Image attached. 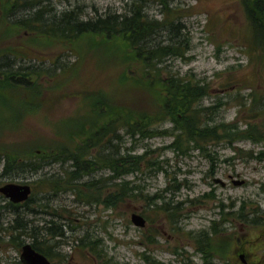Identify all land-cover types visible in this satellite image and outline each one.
<instances>
[{"label":"rangeland","instance_id":"rangeland-1","mask_svg":"<svg viewBox=\"0 0 264 264\" xmlns=\"http://www.w3.org/2000/svg\"><path fill=\"white\" fill-rule=\"evenodd\" d=\"M131 2L41 0L36 6H21L10 19L0 7V48L24 46L26 53L37 60L52 61L65 54L61 63L67 65L64 76L56 72L52 78L55 82L52 80L40 89L1 91L0 187L9 183L29 185L32 193L27 201H32L28 208H19L17 216L0 194V264L20 262L21 248L16 244H32L34 232L42 248L50 249L51 264H145L144 254L160 264H204L190 236L210 231L211 222L219 220L220 204L225 205L226 211L233 202L236 212L244 202L243 212L250 213L253 208L264 212V50L250 47L249 24L240 0H164L172 15L158 1L146 8L150 19H173L174 27L166 23L155 35L153 45L180 41L184 46L187 41L182 58L165 59L159 67L169 75L206 84L208 94L198 106L215 109L206 112L209 126L235 124L238 132L249 133L251 138L209 142L208 152L185 151L192 145L184 139L181 150L170 149L173 136L133 142L124 137L120 141L124 154L142 155L150 151L149 160L156 165L143 166L141 171L114 182L127 181L130 187L139 186L144 196L158 197V206H177L176 227L166 215L153 207L149 209L138 192H133L137 196L133 200H126L115 209H105L103 201L108 187L112 190V183L104 182L109 176L105 169L80 181L98 180V185L104 186L99 192L79 186L76 181L69 183V162L47 164L36 173L24 170L3 175L7 157L41 161L61 153L74 154L73 150L81 144L78 131L83 124L90 129L91 120L98 114L97 106L93 109L92 104L101 99L134 112L159 113L152 96L140 88L120 84L121 76H134L135 71H129L127 62L117 58L113 49L106 51L103 46L96 51L94 44L99 42L81 37L67 52L60 45H38L30 35L15 29L6 32L10 27L7 23L28 18L40 7L57 14L76 10L81 19H88L108 13L123 14ZM115 46L118 48L119 44ZM24 58L16 60L15 66H29V57ZM31 63L39 66L36 61ZM157 128L170 130L171 125L165 122ZM46 179L56 183L55 195L41 184ZM240 181L244 183H233ZM73 187L77 193L71 192ZM91 195L101 201L95 203L89 198ZM132 214L144 218L143 228L133 225ZM150 214L151 222L147 219ZM45 228H61L63 237L52 239ZM224 228L231 242L212 264H264V228H251L238 221ZM22 231L26 234L19 235ZM11 235L19 237L13 242ZM149 235L154 238L150 246L146 240ZM83 238L100 243V258L78 247Z\"/></svg>","mask_w":264,"mask_h":264},{"label":"trees","instance_id":"trees-1","mask_svg":"<svg viewBox=\"0 0 264 264\" xmlns=\"http://www.w3.org/2000/svg\"><path fill=\"white\" fill-rule=\"evenodd\" d=\"M157 1L164 7V10L172 15V10L167 7L164 0H132L128 10L123 14L108 13L95 18L81 19V14L76 10L57 14L51 13L52 10L50 11L47 7H40L28 18L21 17L12 22L8 21L7 25L10 27L6 28L7 33L13 29L24 32L28 36L30 35L32 41L38 45L43 44L47 47L60 45L67 52H71L69 49L74 42H77L81 37H89L99 42L94 44L97 48L96 51L103 46L106 51L113 49L117 58L119 57L124 63L127 62L128 70L133 69L135 71L134 76L129 74L121 76L120 84L124 85L125 88H140L141 91L152 96L159 113L152 115L134 112L125 109V107L113 106L110 104V100L105 103L101 99L98 104H92L93 109L97 106L98 114H95L91 120L90 129H87L86 125L83 124L78 131L81 144L73 150L74 154L61 153L45 160L41 159V161L33 158L10 159L7 157L5 158L3 175L24 170L36 173L47 164L61 162L65 165L69 162L70 169H66L68 182L76 181L79 186L99 192L104 186H99L98 180H89L85 183H80V181L98 169H105L109 171V176L104 182L112 183L110 185L112 190L108 187V195L103 201L105 209H115L118 204L126 200H133L137 197L133 192H138L137 195L145 200L149 209L153 207L160 214L166 215L174 227L178 225L177 206L165 203L158 206L156 204L158 197L144 196L139 186L130 187V183L127 181L114 182L141 171L143 166L156 165L149 160L150 151L142 155L124 154L120 148V141L124 137H128L131 141H142L156 136H173V144L168 147L170 149L179 148L181 150L180 144L184 139L188 145H192L185 151L196 149L201 152H208L206 145L209 142H218L223 139L233 142L235 139L251 138L249 133L238 132L235 124L222 123L209 126L208 121L210 120L207 119L206 112L215 109L198 106L208 94L209 90H207L206 84L169 75L159 67L165 59L182 58L188 47L187 41H185L184 46L180 41L166 45L161 43L153 45L155 35L164 28L166 23L174 27L172 18L161 22L150 19L146 14L147 6L151 2ZM240 2L249 24L248 42L250 47L253 50L257 47L264 50V0H240ZM40 3L41 0H28L24 3L23 0H0V7L5 10V15L10 19V15H13L21 6H36ZM117 44H119L118 48L115 46ZM23 48L24 46L0 48V100L3 98L1 91L9 88L35 90L38 87L40 89L42 85L52 82L56 72L60 74V77L64 76L62 73L66 72L67 65L61 63L65 54L55 57L52 61L50 59L37 60V58L29 56ZM24 57H29V60L27 59L29 66L16 67L15 61L23 60ZM32 61L39 63V66H33ZM53 81L55 82V80ZM105 107L106 110L103 112ZM165 122L170 123V130L157 128L159 124ZM41 184H45V187L52 192L51 194L55 195L54 192L57 189L55 182L46 179ZM71 192L77 193L74 187ZM90 197L97 204L101 201L100 198H95L93 195ZM31 201L22 204L7 203V208L19 216V208H28ZM243 204L244 202L241 203V208H238L236 212L233 211L235 205L233 202L226 207V211H224L225 205L220 204L219 220L211 222L210 231H202L195 237L190 236L191 241L192 239L194 241L195 251L200 255L204 264H212L214 258L222 256L229 248L231 237L224 233L226 224L238 221L251 228H264V212L259 208H253L250 213L243 212ZM147 219L151 222V214ZM15 228L13 227L12 230L15 231ZM45 230L52 239L63 237L61 228L54 230L45 228ZM23 234L26 232L22 231L19 235ZM34 234L32 235L34 241L30 245L35 251L50 259V249L47 247L43 249L36 239L37 234L35 236ZM18 237L11 235V241H16ZM146 240L148 246L154 242L151 235L147 236ZM99 246L100 243L90 242L86 238L79 239L78 247L88 251L92 257H101L102 250ZM16 247L21 248V243L16 244ZM143 260L145 264H160L145 254ZM16 264L21 263L17 262Z\"/></svg>","mask_w":264,"mask_h":264},{"label":"water","instance_id":"water-1","mask_svg":"<svg viewBox=\"0 0 264 264\" xmlns=\"http://www.w3.org/2000/svg\"><path fill=\"white\" fill-rule=\"evenodd\" d=\"M233 183L235 185H242L244 182L240 181ZM221 184L223 185V183ZM31 193L32 190L29 185L9 183L0 187V194L12 204H22L26 202ZM130 220L133 225L139 228H143L146 224L144 218L138 214H132ZM20 252L19 260L21 264H51L47 257L35 251L30 244L23 245ZM240 259H243V255H240Z\"/></svg>","mask_w":264,"mask_h":264},{"label":"flooded vegetation","instance_id":"flooded-vegetation-1","mask_svg":"<svg viewBox=\"0 0 264 264\" xmlns=\"http://www.w3.org/2000/svg\"><path fill=\"white\" fill-rule=\"evenodd\" d=\"M245 264V263H244ZM246 264H248V263H246Z\"/></svg>","mask_w":264,"mask_h":264}]
</instances>
